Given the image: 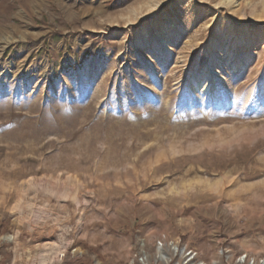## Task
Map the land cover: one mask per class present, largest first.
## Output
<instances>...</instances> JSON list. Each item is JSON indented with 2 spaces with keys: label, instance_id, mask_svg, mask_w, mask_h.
<instances>
[{
  "label": "rangeland",
  "instance_id": "rangeland-1",
  "mask_svg": "<svg viewBox=\"0 0 264 264\" xmlns=\"http://www.w3.org/2000/svg\"><path fill=\"white\" fill-rule=\"evenodd\" d=\"M0 264H264V0H0Z\"/></svg>",
  "mask_w": 264,
  "mask_h": 264
},
{
  "label": "bare ground",
  "instance_id": "bare-ground-1",
  "mask_svg": "<svg viewBox=\"0 0 264 264\" xmlns=\"http://www.w3.org/2000/svg\"><path fill=\"white\" fill-rule=\"evenodd\" d=\"M159 253H160V256H161L163 259H168V257L164 254V251H163L162 247L159 248Z\"/></svg>",
  "mask_w": 264,
  "mask_h": 264
},
{
  "label": "trees",
  "instance_id": "trees-1",
  "mask_svg": "<svg viewBox=\"0 0 264 264\" xmlns=\"http://www.w3.org/2000/svg\"><path fill=\"white\" fill-rule=\"evenodd\" d=\"M80 56V54L77 55V57ZM89 56V55H88Z\"/></svg>",
  "mask_w": 264,
  "mask_h": 264
}]
</instances>
